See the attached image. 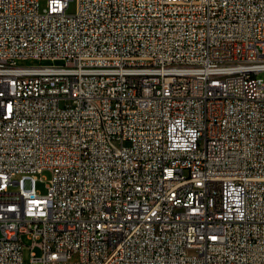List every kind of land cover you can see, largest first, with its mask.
Segmentation results:
<instances>
[{
  "label": "built area",
  "instance_id": "1",
  "mask_svg": "<svg viewBox=\"0 0 264 264\" xmlns=\"http://www.w3.org/2000/svg\"><path fill=\"white\" fill-rule=\"evenodd\" d=\"M69 1L0 0V264H264V0Z\"/></svg>",
  "mask_w": 264,
  "mask_h": 264
},
{
  "label": "rangeland",
  "instance_id": "2",
  "mask_svg": "<svg viewBox=\"0 0 264 264\" xmlns=\"http://www.w3.org/2000/svg\"><path fill=\"white\" fill-rule=\"evenodd\" d=\"M39 5L40 9L45 7L46 5V0H39ZM76 8V2L75 0H70L69 1V6H68V12H73ZM21 64H34L38 63L37 60L33 59H27V60H19L18 61ZM50 178V172L48 170H44L40 175H38V178L35 181V187L36 189L41 192L45 193L46 192V187L45 184L47 183V180ZM13 189V188H10ZM37 255H39V250L37 248L33 249ZM30 241L27 239H24V248L22 251V264H30Z\"/></svg>",
  "mask_w": 264,
  "mask_h": 264
}]
</instances>
